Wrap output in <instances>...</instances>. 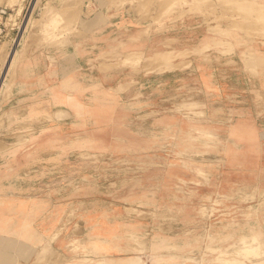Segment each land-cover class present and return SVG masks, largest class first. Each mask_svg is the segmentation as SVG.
Here are the masks:
<instances>
[{"label": "rangeland", "instance_id": "obj_1", "mask_svg": "<svg viewBox=\"0 0 264 264\" xmlns=\"http://www.w3.org/2000/svg\"><path fill=\"white\" fill-rule=\"evenodd\" d=\"M25 1L0 0L16 13L6 27H23L0 42V165L30 155L44 188L0 196V264H264V0ZM114 12L133 25L186 13L205 33L149 55L94 51L62 99L14 95L29 48L65 52ZM111 70L122 75L105 86ZM148 73L159 86L140 83ZM200 116L216 136L191 131ZM241 127L251 148L234 145Z\"/></svg>", "mask_w": 264, "mask_h": 264}, {"label": "crops", "instance_id": "obj_2", "mask_svg": "<svg viewBox=\"0 0 264 264\" xmlns=\"http://www.w3.org/2000/svg\"><path fill=\"white\" fill-rule=\"evenodd\" d=\"M58 7H61V5L59 4ZM183 16L184 18H171L169 21L158 24L160 16L155 15L154 12L153 16L149 15L151 19L143 21L142 24L133 25L132 22L134 20L127 14L117 15L114 12L108 15L103 21L104 23L93 25L91 26L92 28L88 27L91 28V31L85 34V36H73L71 44L68 45L65 52L61 53V50L58 49L59 47L32 46L29 48L31 51L25 53L23 63L17 68L14 76V89L12 91L14 90L15 96L25 95V97L62 99L66 97L67 93L64 87L65 76L71 74L72 82H81L83 80L82 76L86 73L87 66L91 64L92 59L90 55L94 51L111 48L112 50L120 49L125 51V53L136 51L149 55L152 51L159 49H180L182 45L190 46L203 38L205 26L202 25V21L201 24L196 25L199 22L197 17L192 18L186 13ZM164 33H169V36H164ZM61 54H65L64 57H68V59L63 58ZM70 67L72 68L70 69ZM101 75H103L100 79L101 83L105 86H110L116 80V76L122 74L111 70L106 71L105 75L103 73ZM231 75L232 73L228 76ZM156 76L158 75H151L149 73L148 75H143L141 77L144 79H141L140 83L142 85L148 84L152 81L146 78H154L152 83L153 86L157 87L160 85V79L156 82ZM59 107L63 108L60 104L52 105L54 109ZM200 117L201 119L208 120L204 116ZM166 128L170 129L171 127L166 126ZM241 129V131H245L246 133L240 136L242 140H247V143L249 141V130L247 132L244 128ZM97 136L102 139L105 137L99 133H97ZM242 144H245L244 141L243 143L239 141L234 142V145ZM247 144L252 145V142L251 144L250 142ZM0 157L6 158L5 155ZM32 164L33 160L30 155L14 154L13 158L8 159L7 165H0V196L10 195L18 199H25L26 197H34L33 195L41 193L44 188L42 179L38 178L39 175L33 174L31 170ZM50 204L58 205L53 202H50Z\"/></svg>", "mask_w": 264, "mask_h": 264}, {"label": "bare ground", "instance_id": "obj_3", "mask_svg": "<svg viewBox=\"0 0 264 264\" xmlns=\"http://www.w3.org/2000/svg\"><path fill=\"white\" fill-rule=\"evenodd\" d=\"M38 2H39V0H34V2H33V5H32V10H34V7L36 6V4H38ZM44 2V1H43ZM89 4V3H88ZM45 5H47V4H45ZM44 6V5H43ZM88 6V5H87ZM44 8V7H43ZM7 15V12H6V14H5V16ZM16 18V13L15 14H8L7 15V19L8 18H10V19H14V18ZM30 20V19H29ZM29 22V21H28ZM31 22V24H33L32 23V21H30ZM24 26V29H25V27L27 26V22H26V24H24L23 25ZM22 27V26H21ZM31 27H32V25H31ZM23 28V27H22ZM20 35V34H19ZM3 47V46H2ZM15 49L16 48H14L13 50H12V52L11 53H9V55H8V60L5 62V67L3 68L4 69V71H3V76H2V78L3 77H5V75H6V73H7V69H10L9 67H10V65H14L12 62H13V60H15L14 58H15V56L17 57V54H19L18 53V51L16 50L15 51ZM3 50H5V49H3ZM4 53H6L7 54V52H1L0 54L2 55L3 54V56L2 57H4L5 55H4ZM1 55H0V57H1ZM2 59V58H1ZM4 59V58H3ZM3 63H4V60H3ZM12 66H11V68H12ZM2 69V70H3ZM1 70V69H0ZM2 75V74H1ZM0 75V76H1ZM8 76H9V74H7ZM8 76H6V77H8ZM1 78V77H0ZM6 79V78H5ZM8 80V79H7ZM2 81V80H1ZM6 81V80H5ZM202 113V112H201ZM197 115H200V113H196V116ZM201 115H203V114H201ZM193 120V119H192ZM198 120L199 121H197L196 123H198V124H200V126H201V128L200 129H198V128H196L195 126H193V130L191 129V131H198L200 134H203V135H211V136H216V134L213 132V130L211 129V128H207V124L209 123H211V121H208V120H204V119H201V117L200 118H198ZM243 127V126H242ZM241 127V128H242ZM242 130V129H241ZM214 131H216V130H214ZM252 131H253V129H252ZM152 132V131H151ZM227 132V131H226ZM248 132V131H247ZM198 133V134H199ZM239 133V132H238ZM241 133V132H240ZM249 133V132H248ZM250 133H253V132H250ZM235 134H236V131H235V133L234 134H232V135H234L235 136ZM243 134V133H242ZM241 134V135H242ZM244 135V134H243ZM248 135H252V134H248ZM255 135V134H254ZM233 136V137H234ZM203 137V136H202ZM232 137V138H233ZM255 137V136H254ZM190 138V137H189ZM213 138H215V137H213ZM238 138V137H237ZM241 138V137H240ZM239 138V140H241V143H243V141H242V139H240ZM246 138V137H245ZM186 139V138H185ZM197 139V138H196ZM249 139V138H248ZM253 139V138H252ZM256 139V138H255ZM199 140V139H198ZM212 140V139H211ZM217 140V139H216ZM219 140V139H218ZM237 140V142H238V139H236ZM244 140V139H243ZM233 141H235V140H233ZM245 141V140H244ZM250 141H251V139H250ZM222 142V141H221ZM246 142V141H245ZM244 142V143H245ZM205 143V142H204ZM248 143V142H247ZM255 143V142H254ZM223 144V143H222ZM251 144V143H250ZM212 145V144H211ZM214 145V144H213ZM217 145V144H216ZM2 146V145H1ZM231 146H234L233 145V143H232V145ZM231 146H230V148H231ZM243 146L245 147V145L243 144ZM241 147H242V145H241ZM246 147H247V145H246ZM254 147V146H253ZM249 148H251V145H250V147ZM228 149V148H227ZM245 149V148H244ZM230 150V149H229ZM233 150V149H232ZM237 150V149H236ZM250 150V149H249ZM253 150V149H252ZM228 151V150H227ZM239 151V150H238ZM258 151V150H257ZM256 151V152H257ZM255 152V151H254ZM196 153V152H195ZM235 153V152H234ZM185 155H187V154H185ZM249 156V155H248ZM129 172V171H128ZM204 182V181H203ZM206 182V181H205ZM204 182V183H205ZM203 211V210H202ZM31 214V213H30ZM205 214V213H204ZM28 216H29V214H28ZM27 216V217H28ZM207 216V215H206ZM30 221V220H29ZM246 237L245 236H241L240 237V239H245ZM241 243V242H240ZM231 247V246H230ZM249 247H251V246H249ZM257 247V246H256ZM255 247V248H256ZM240 248H241V246H240ZM218 249V248H217ZM234 249V248H233ZM226 250V249H225ZM230 250V249H229ZM259 250H262V249H259ZM257 252V251H256ZM224 254V253H223ZM235 254V253H234ZM239 254V253H238ZM264 254V253H263ZM235 256H237V255H235ZM259 256V255H258ZM262 256H264V255H262ZM85 257V256H84ZM244 257V256H243ZM102 258V257H101ZM231 258V257H230ZM235 258V257H234ZM261 258V257H260ZM94 259V258H93ZM103 259V258H102ZM106 259V258H105ZM137 259V258H136ZM238 259V258H237ZM227 260V259H226ZM245 260V259H244ZM239 261H240V259H239ZM238 261V263H240ZM247 261V260H246ZM58 263V262H57ZM112 263V262H111ZM232 263H234V262H232ZM219 264H223V263H221V261H219ZM225 264V263H224ZM226 264H229V263H226Z\"/></svg>", "mask_w": 264, "mask_h": 264}, {"label": "built area", "instance_id": "obj_4", "mask_svg": "<svg viewBox=\"0 0 264 264\" xmlns=\"http://www.w3.org/2000/svg\"><path fill=\"white\" fill-rule=\"evenodd\" d=\"M25 2L27 4V7H29V10H30V5L32 4L33 0H26ZM87 5H88L87 6L88 9L94 8L93 7L94 4L92 2H90ZM24 8L21 10L22 12H23ZM26 10H27V8L25 9V12H26ZM84 10H87V9H85V7H84ZM25 12H24L23 16L26 15ZM5 14H6V10L5 9H0V42L2 41V39H4L5 36L8 35V32H11L13 30H18L19 29V26H21L20 25V22H18L19 25H15L16 23H14V24H11L10 26H7L6 27V25H5V18H4ZM13 42H14V39H11V44H13Z\"/></svg>", "mask_w": 264, "mask_h": 264}]
</instances>
